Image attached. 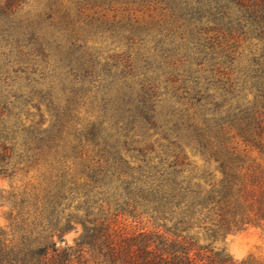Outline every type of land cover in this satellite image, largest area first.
Listing matches in <instances>:
<instances>
[{
	"label": "rangeland",
	"instance_id": "rangeland-1",
	"mask_svg": "<svg viewBox=\"0 0 264 264\" xmlns=\"http://www.w3.org/2000/svg\"><path fill=\"white\" fill-rule=\"evenodd\" d=\"M9 1L0 0V109L9 111L16 140L14 173L0 176L5 238L14 240L21 201L42 196L54 180L48 157L32 163L26 150L38 131L46 137L59 123L69 145L76 136L87 145L86 135L98 133L101 146L84 147L91 158L106 145L107 155L132 166L183 152L196 173L209 168L194 136L193 106L205 88L218 97L221 74L247 71L251 49L260 53L262 45L249 39L260 38L251 28L263 18L258 0H18L15 15L4 17ZM234 45L241 63L232 61ZM82 235L74 223L62 246H76ZM215 247L238 261L264 262V227L232 233Z\"/></svg>",
	"mask_w": 264,
	"mask_h": 264
},
{
	"label": "trees",
	"instance_id": "trees-1",
	"mask_svg": "<svg viewBox=\"0 0 264 264\" xmlns=\"http://www.w3.org/2000/svg\"><path fill=\"white\" fill-rule=\"evenodd\" d=\"M17 1L3 7L4 17L15 15ZM255 7L263 18L251 28L260 38L249 39L262 45L260 53L251 49L247 71L238 66L221 74L226 81L218 97L205 88L206 97L199 91L197 107L191 104L194 136L209 168L196 173L183 152L132 166L107 155L106 145L91 158L84 147L98 149V133L86 135L87 145L78 136L69 145L60 123L46 137V130L33 133L37 144L28 146V160L46 155L56 174L42 196L21 201L12 218L14 240L0 232V264H264L253 257L238 261L215 247L232 233L264 227V0ZM234 48L232 61L241 63V47ZM8 115L0 109L1 177L14 173ZM74 223L83 227L81 240L62 246Z\"/></svg>",
	"mask_w": 264,
	"mask_h": 264
}]
</instances>
